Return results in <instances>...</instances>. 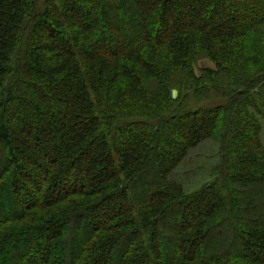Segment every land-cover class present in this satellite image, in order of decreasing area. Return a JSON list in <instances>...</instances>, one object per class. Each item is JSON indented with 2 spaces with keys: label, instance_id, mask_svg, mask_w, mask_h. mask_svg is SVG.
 <instances>
[{
  "label": "trees",
  "instance_id": "obj_1",
  "mask_svg": "<svg viewBox=\"0 0 264 264\" xmlns=\"http://www.w3.org/2000/svg\"><path fill=\"white\" fill-rule=\"evenodd\" d=\"M0 264H264V0H0Z\"/></svg>",
  "mask_w": 264,
  "mask_h": 264
},
{
  "label": "rangeland",
  "instance_id": "obj_2",
  "mask_svg": "<svg viewBox=\"0 0 264 264\" xmlns=\"http://www.w3.org/2000/svg\"><path fill=\"white\" fill-rule=\"evenodd\" d=\"M198 67L199 68H213V65L210 64L209 62L204 61V62L199 63Z\"/></svg>",
  "mask_w": 264,
  "mask_h": 264
}]
</instances>
